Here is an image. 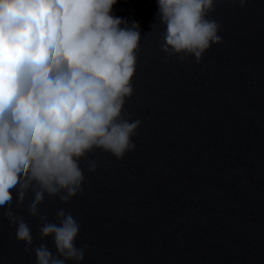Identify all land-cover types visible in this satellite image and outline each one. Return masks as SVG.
<instances>
[{
    "label": "water",
    "instance_id": "95a60500",
    "mask_svg": "<svg viewBox=\"0 0 264 264\" xmlns=\"http://www.w3.org/2000/svg\"><path fill=\"white\" fill-rule=\"evenodd\" d=\"M157 0H117L113 14L140 26L134 94L124 106L141 124L122 159L96 149L83 192L61 204L80 224L81 264H264V0H214L222 42L180 62L160 47ZM156 22L152 30V24ZM29 193L13 208L35 244L55 254ZM0 208V264H36ZM73 264V262H67Z\"/></svg>",
    "mask_w": 264,
    "mask_h": 264
},
{
    "label": "clouds",
    "instance_id": "9594fccd",
    "mask_svg": "<svg viewBox=\"0 0 264 264\" xmlns=\"http://www.w3.org/2000/svg\"><path fill=\"white\" fill-rule=\"evenodd\" d=\"M244 8L247 0H233ZM117 0H0V208L36 264H81L80 224L63 208L50 222L45 196L61 204L83 192L86 161L95 172L96 149L122 159L136 148L141 121L124 112L140 47L138 22L113 14ZM164 27L161 50L180 62L199 63L222 42L210 19L214 0H157ZM152 24V30L156 25ZM31 193L28 213L40 221L35 244L28 223L13 208Z\"/></svg>",
    "mask_w": 264,
    "mask_h": 264
}]
</instances>
